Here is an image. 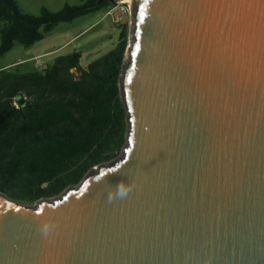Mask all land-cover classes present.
<instances>
[{"label":"water","instance_id":"obj_1","mask_svg":"<svg viewBox=\"0 0 264 264\" xmlns=\"http://www.w3.org/2000/svg\"><path fill=\"white\" fill-rule=\"evenodd\" d=\"M131 21L122 154L35 204L0 192V264H264V0Z\"/></svg>","mask_w":264,"mask_h":264},{"label":"trees","instance_id":"obj_2","mask_svg":"<svg viewBox=\"0 0 264 264\" xmlns=\"http://www.w3.org/2000/svg\"><path fill=\"white\" fill-rule=\"evenodd\" d=\"M105 0L43 8L26 14L17 0H0V55L16 43L31 47L54 27L108 7ZM129 37L81 65L82 54L57 57L44 72L0 70V192L25 204L62 194L95 167L119 157L126 144L127 114L121 78Z\"/></svg>","mask_w":264,"mask_h":264},{"label":"rangeland","instance_id":"obj_3","mask_svg":"<svg viewBox=\"0 0 264 264\" xmlns=\"http://www.w3.org/2000/svg\"><path fill=\"white\" fill-rule=\"evenodd\" d=\"M87 0H17L22 11L26 14L40 15L43 8L52 12H59L65 5L79 6ZM111 7L102 8L98 12L80 17L71 23H62L54 27L46 38L31 47L16 43L14 48L0 55V70L8 65L13 70L19 65L22 72L35 69L36 59L47 66L63 55L73 52L82 54L81 65L87 68L89 64L100 59L112 51L118 43L120 34L127 30L129 45L131 42V15L124 16L122 22L117 23L119 16H107ZM129 47V46H128Z\"/></svg>","mask_w":264,"mask_h":264},{"label":"built area","instance_id":"obj_4","mask_svg":"<svg viewBox=\"0 0 264 264\" xmlns=\"http://www.w3.org/2000/svg\"><path fill=\"white\" fill-rule=\"evenodd\" d=\"M131 0H111V7L107 11V16H117L116 22L123 21L124 16L131 15L132 3ZM47 66L40 63L39 59H36L35 69L40 72H44Z\"/></svg>","mask_w":264,"mask_h":264},{"label":"crops","instance_id":"obj_5","mask_svg":"<svg viewBox=\"0 0 264 264\" xmlns=\"http://www.w3.org/2000/svg\"><path fill=\"white\" fill-rule=\"evenodd\" d=\"M18 66V65H17ZM11 67V65H8V66H6L5 68H3V69H8V68H10ZM19 69H20V67H19ZM35 70V69H34ZM33 70V71H34Z\"/></svg>","mask_w":264,"mask_h":264},{"label":"bare ground","instance_id":"obj_6","mask_svg":"<svg viewBox=\"0 0 264 264\" xmlns=\"http://www.w3.org/2000/svg\"><path fill=\"white\" fill-rule=\"evenodd\" d=\"M131 3L133 2V0L130 1Z\"/></svg>","mask_w":264,"mask_h":264},{"label":"flooded vegetation","instance_id":"obj_7","mask_svg":"<svg viewBox=\"0 0 264 264\" xmlns=\"http://www.w3.org/2000/svg\"><path fill=\"white\" fill-rule=\"evenodd\" d=\"M108 2V1H107ZM108 3H110V2H108Z\"/></svg>","mask_w":264,"mask_h":264}]
</instances>
